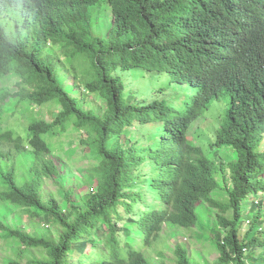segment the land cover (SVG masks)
<instances>
[{"label": "trees", "instance_id": "1", "mask_svg": "<svg viewBox=\"0 0 264 264\" xmlns=\"http://www.w3.org/2000/svg\"><path fill=\"white\" fill-rule=\"evenodd\" d=\"M215 102L207 151L189 134ZM72 132L87 160L77 199L52 141ZM222 149L235 157L218 162ZM219 175L224 197L212 195ZM2 202L55 230L0 220V264H151L165 228L205 226L201 207L214 215V264H264L263 1L0 0Z\"/></svg>", "mask_w": 264, "mask_h": 264}, {"label": "rangeland", "instance_id": "2", "mask_svg": "<svg viewBox=\"0 0 264 264\" xmlns=\"http://www.w3.org/2000/svg\"><path fill=\"white\" fill-rule=\"evenodd\" d=\"M110 25V18L105 17L100 20L96 24L97 32L101 35H103L108 26ZM61 57H64L61 55ZM64 61H67L66 59ZM12 79H14L13 75H8L6 80L4 79L5 85H7ZM70 78L67 77L64 81V83H67ZM132 82H129V87L134 85ZM135 88L139 89V91H142V88L144 87L145 80L143 78H138L135 81ZM71 87L70 85L67 86V89ZM146 91L149 92V85L147 87L146 85ZM143 93V92H142ZM141 93V94H142ZM87 98H92V95L87 96ZM93 101V100H92ZM93 105H98V103H103L101 99H96L92 102ZM217 102L212 105V107L207 111L203 117L199 118L196 122H194V125L192 126L190 137L199 139L198 141L203 145L204 149L207 151H210L209 144L213 141L212 133L213 128L215 127V120L216 117L212 115V112L217 110ZM55 105L46 104L42 107L41 115L44 116L47 120H49V114L48 111L53 109ZM53 110L57 111L56 108ZM37 113H39V109L36 110ZM17 114L14 118L10 121V125H18L21 121L16 120ZM8 123L6 122L5 126L7 127ZM197 127V130H196ZM140 132H138V137H140ZM77 136L76 132L70 133V135L62 136L60 138H54L52 141L53 143L61 141V152L59 148H55L54 151L57 152L59 155L61 154L62 157L65 159L64 164V170H62V173L66 174L67 178L65 181V186L67 187H73L75 194L72 196V199H77L79 196V192L77 190V186L80 183V178L82 173H84L83 169L86 167L87 160L84 158V153L81 146L76 142L75 138ZM196 138L193 140L196 143L198 141ZM219 150H215V155L217 156L216 159L218 162H227L228 159L234 158L235 155L232 151L229 149H222L220 150V155L218 154ZM67 155H71L70 159H67ZM213 156V155H212ZM59 156L55 155L53 157L54 163L58 166L59 170L60 167H62V164H60V158H57ZM219 187L216 188L212 195L217 197H224L225 192L223 190V183L221 181V176L219 175ZM61 180V179H60ZM148 189L150 187L148 186ZM43 191L47 195L48 193H54L59 200H61V206L63 208L66 207V201L63 198V191L60 189L59 186L55 183L53 179L46 180L45 184L43 185ZM150 195V194H149ZM62 198V199H61ZM199 213L201 216V222L205 225L203 227H193L191 229H164L162 233V237L160 241L155 245V249L158 251H151V253L147 254L148 259L151 264H175V256H174V248L175 246L182 245L184 246L191 256H194L196 260H199L200 264H214L218 253L213 249V243L207 241L206 239L212 240L208 227L210 225V221L213 220V212L207 209L206 207H201L199 209ZM0 220L3 221L5 224L9 225L12 228L16 227H22L25 231H27L30 234H35L38 236H46L48 232L54 233L55 226H51L47 224L46 222H43L39 218H33L28 214H22L20 211H18L14 206L0 203ZM209 224V225H208ZM207 225V226H206ZM248 225V222L246 221L244 223V229H246ZM2 240L0 239V242ZM161 252V253H160ZM36 257H40L42 253H38L34 251L33 253ZM2 255V251L0 249V256ZM162 256V257H161ZM22 264L27 263V259L23 258L21 260Z\"/></svg>", "mask_w": 264, "mask_h": 264}, {"label": "clouds", "instance_id": "3", "mask_svg": "<svg viewBox=\"0 0 264 264\" xmlns=\"http://www.w3.org/2000/svg\"><path fill=\"white\" fill-rule=\"evenodd\" d=\"M263 1V8H264V0H262Z\"/></svg>", "mask_w": 264, "mask_h": 264}]
</instances>
